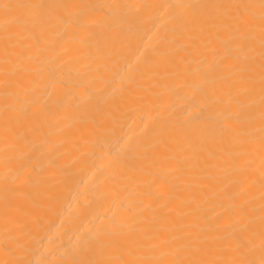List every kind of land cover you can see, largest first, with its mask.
Segmentation results:
<instances>
[{
    "label": "bare ground",
    "instance_id": "obj_1",
    "mask_svg": "<svg viewBox=\"0 0 264 264\" xmlns=\"http://www.w3.org/2000/svg\"><path fill=\"white\" fill-rule=\"evenodd\" d=\"M0 264H264V0H0Z\"/></svg>",
    "mask_w": 264,
    "mask_h": 264
}]
</instances>
